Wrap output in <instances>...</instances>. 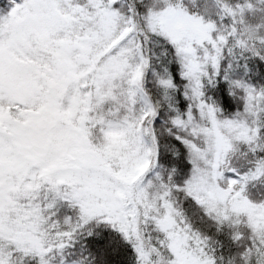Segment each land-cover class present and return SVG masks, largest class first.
<instances>
[{"label": "snow or ice", "instance_id": "snow-or-ice-1", "mask_svg": "<svg viewBox=\"0 0 264 264\" xmlns=\"http://www.w3.org/2000/svg\"><path fill=\"white\" fill-rule=\"evenodd\" d=\"M0 264H264V0H0Z\"/></svg>", "mask_w": 264, "mask_h": 264}]
</instances>
